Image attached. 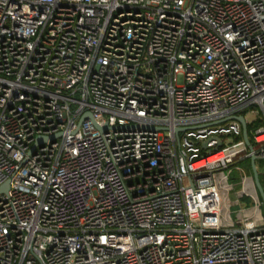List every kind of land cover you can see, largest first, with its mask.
I'll use <instances>...</instances> for the list:
<instances>
[{"label": "built area", "instance_id": "built-area-1", "mask_svg": "<svg viewBox=\"0 0 264 264\" xmlns=\"http://www.w3.org/2000/svg\"><path fill=\"white\" fill-rule=\"evenodd\" d=\"M250 107L253 151L212 125ZM252 157L264 0H0V264H264L216 179Z\"/></svg>", "mask_w": 264, "mask_h": 264}, {"label": "rangeland", "instance_id": "rangeland-1", "mask_svg": "<svg viewBox=\"0 0 264 264\" xmlns=\"http://www.w3.org/2000/svg\"><path fill=\"white\" fill-rule=\"evenodd\" d=\"M242 114L245 115L247 122H251L253 120H261L262 118V114L260 113V110L257 107H250L244 110ZM243 168H245V166H243ZM234 171L235 169L231 167L223 169L216 173V179H218L219 177L228 179V177L231 176ZM237 171L239 176L241 177L240 183L236 186L228 185L226 192L227 196L226 193H223V196L228 199L226 207L228 210L232 211V224L234 226L236 225V221H241V215L236 213L241 208L247 209L248 215L252 219L256 220V222H258L259 224H262L264 222V207H259L261 201L259 200L258 196L254 193V181L249 176L245 177V173L242 170L241 166L237 168L236 172ZM259 173L264 174V168H260Z\"/></svg>", "mask_w": 264, "mask_h": 264}, {"label": "water", "instance_id": "water-1", "mask_svg": "<svg viewBox=\"0 0 264 264\" xmlns=\"http://www.w3.org/2000/svg\"><path fill=\"white\" fill-rule=\"evenodd\" d=\"M87 117H90L92 120H93V117L91 115H87ZM228 121H237L241 124L242 126V130H243V139H244V142L245 144L247 145V147L249 148L250 151H253V145L251 143V140H250V137H249V131H248V122L245 118L244 115H233V116H230L226 119H223V120H220L218 122H215L213 123L212 125H217V124H223V123H226ZM95 126L100 129L101 131H106L108 128L107 127H100L94 120H93ZM184 129H177L176 130V133L179 134L180 132H183ZM47 139L46 138H39L38 141H39V144H42L43 142H45ZM219 145H221V140L219 139ZM203 147L204 148H207V143H204L203 144ZM257 158L256 157H252L251 158V165H252V170H253V175H254V183L256 185V188L260 194V197L262 198L263 202H264V187L261 183V180H260V173L258 171V168H257ZM10 189V186H9V183H6L2 186H0V195L1 194H7L8 191Z\"/></svg>", "mask_w": 264, "mask_h": 264}, {"label": "trees", "instance_id": "trees-1", "mask_svg": "<svg viewBox=\"0 0 264 264\" xmlns=\"http://www.w3.org/2000/svg\"><path fill=\"white\" fill-rule=\"evenodd\" d=\"M261 124H262L261 120H256L255 122L250 123L249 126H248L249 137H250L251 143L253 145H254V139H253L254 131L258 127H260ZM239 139H242V137L239 138ZM256 164H257L258 171L260 170V168H262V169L264 168V160L258 159ZM239 166H241L242 170L244 171L245 177L249 176L254 181V175H253V170H252V165H251L250 159L237 160L234 164L229 166L231 168H234L235 171H234V173L231 176L228 177V179H225V178H222V177H219L217 179L218 180V184H219V188H220L221 193H222V196H223V193L227 192V186L228 185L229 186H231V185L236 186V185H238L240 183L241 177L239 176L238 171L236 172V170H237V168ZM243 166H245V168H243ZM260 180H261V183H262V185L264 187V174H260ZM258 195L260 197L259 192H258ZM226 196H227V193H226ZM223 199H224L225 202H228V199L225 198L224 196H223Z\"/></svg>", "mask_w": 264, "mask_h": 264}, {"label": "crops", "instance_id": "crops-1", "mask_svg": "<svg viewBox=\"0 0 264 264\" xmlns=\"http://www.w3.org/2000/svg\"><path fill=\"white\" fill-rule=\"evenodd\" d=\"M242 115H244V114H242ZM245 116V115H244ZM250 161H251V159H250ZM253 186H254V193L258 196V198H259V200L263 203V207H264V202H263V200H262V198L261 197H259V195H258V190H257V188H256V185H255V183H253ZM222 198H223V196H222ZM223 201H224V199H223ZM225 202V201H224ZM225 203H227V202H225ZM230 220H231V216H230ZM232 221V220H231Z\"/></svg>", "mask_w": 264, "mask_h": 264}]
</instances>
